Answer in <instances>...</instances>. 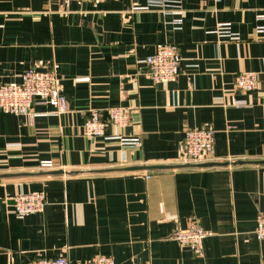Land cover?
Returning <instances> with one entry per match:
<instances>
[{
    "label": "crops",
    "instance_id": "0c3cea01",
    "mask_svg": "<svg viewBox=\"0 0 264 264\" xmlns=\"http://www.w3.org/2000/svg\"><path fill=\"white\" fill-rule=\"evenodd\" d=\"M147 3L0 0V84L51 70L68 108L58 115L36 100L32 117L0 113V264L99 255L116 264H264L255 234L264 212V0H183L181 16ZM220 25L238 39L220 36ZM164 44L178 47L180 72L154 84L143 61ZM244 72L259 74L255 90L237 89ZM115 107L130 108L127 127L85 135L92 110L106 120ZM195 127L216 132L209 161L230 164L129 170L187 165L184 133ZM35 192L44 210L18 216L13 198ZM193 222L208 232L203 256L171 238Z\"/></svg>",
    "mask_w": 264,
    "mask_h": 264
},
{
    "label": "built area",
    "instance_id": "2783aa9c",
    "mask_svg": "<svg viewBox=\"0 0 264 264\" xmlns=\"http://www.w3.org/2000/svg\"><path fill=\"white\" fill-rule=\"evenodd\" d=\"M62 3L91 2L97 3L103 0H58ZM183 0H148L145 9H155L164 14H183ZM261 20H264L262 15ZM180 23V20L176 21ZM179 25V24H178ZM259 33H264V26L258 28ZM217 33L220 36L237 40L229 26L220 25ZM149 67V75L154 84H166L174 81L180 72L181 57L178 47L173 44H164L157 48L155 53L143 61ZM259 74L256 72L241 73L236 80V87L240 91L249 92L258 87ZM36 100H42L55 107L54 114L65 113L67 108L66 97L58 86L57 75L51 70L29 69L24 72L21 82L0 84V113L7 115L33 116L32 108ZM231 105L235 107L248 106L246 101L232 98ZM131 122L130 108L115 107L108 110L107 119H102L100 111L92 110L84 123V133L88 137H100L106 134L107 123L117 127H127ZM215 130L212 128H189L184 133V141L181 149L180 162L187 164H199L211 159L215 144ZM124 145H138L137 138H121ZM41 167L52 169L54 165L49 161H43ZM47 205L42 193L18 194L13 198L12 208L18 216H26L44 210ZM255 234L260 240H264V212L259 213L256 219ZM208 232L193 222L187 229L176 230L172 239L182 247L190 248L196 255L203 256L204 241ZM27 264H116L107 256H96L87 261L71 263L66 257H41Z\"/></svg>",
    "mask_w": 264,
    "mask_h": 264
},
{
    "label": "water",
    "instance_id": "95a60500",
    "mask_svg": "<svg viewBox=\"0 0 264 264\" xmlns=\"http://www.w3.org/2000/svg\"><path fill=\"white\" fill-rule=\"evenodd\" d=\"M240 163V162H239ZM230 163H216V162H205V163H199V164H187V165H144V166H137V167H131L129 170H153V169H167L172 167H181V166H195V167H212L216 165H227ZM63 171H53V173H62Z\"/></svg>",
    "mask_w": 264,
    "mask_h": 264
}]
</instances>
